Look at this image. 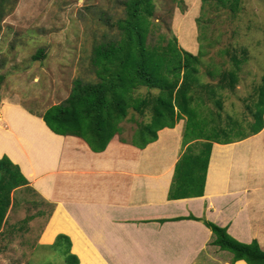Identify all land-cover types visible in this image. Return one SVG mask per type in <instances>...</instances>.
I'll use <instances>...</instances> for the list:
<instances>
[{"label": "crops", "instance_id": "obj_1", "mask_svg": "<svg viewBox=\"0 0 264 264\" xmlns=\"http://www.w3.org/2000/svg\"><path fill=\"white\" fill-rule=\"evenodd\" d=\"M3 99L0 158L6 154L20 165L29 180L20 190L54 207L40 240L60 211L67 232L59 233L70 237L79 264L221 263L216 256L231 253L212 243L203 219L227 227L239 241L256 239L264 250V127L242 140L214 142L204 194L170 199L187 146L179 122L160 129L144 148L120 138L122 124L123 132L96 152L78 136L53 132L38 111Z\"/></svg>", "mask_w": 264, "mask_h": 264}, {"label": "rangeland", "instance_id": "obj_2", "mask_svg": "<svg viewBox=\"0 0 264 264\" xmlns=\"http://www.w3.org/2000/svg\"><path fill=\"white\" fill-rule=\"evenodd\" d=\"M125 2L0 0V75L4 76L0 104L2 98H8L43 113L48 107L66 100L75 79L98 81L93 63L94 48L100 43L121 38L117 21L126 16ZM155 5L149 44L165 45L174 36L177 45L184 50L196 55L202 49L204 63L222 57L218 64L227 67H233L228 60L229 54L221 56L220 50H232L239 57H243L242 48L247 50V59L238 70L236 87L220 92L224 101L223 117L232 115L239 124L242 122L241 128L249 131L247 123L253 119V113L247 108L248 97L264 75V0H241L235 11L214 0H205L204 3L202 0H155ZM39 50L43 53L36 57ZM201 68L202 82L211 81L206 66ZM148 89L140 86L134 93L145 96ZM150 91L156 95L159 90L153 88ZM207 105L215 108L211 101ZM209 117L210 123L225 126L217 115ZM151 119V111L147 108L142 117L131 107L129 118L121 123L126 133L120 138H131L133 142L136 131ZM187 120L188 116L178 121L183 128V144L193 145L197 141L199 148L191 151L201 153L199 149L204 140L194 139L202 134L193 135L189 130L190 137L186 138ZM134 140L141 142L139 137ZM187 146L177 162L190 151ZM13 197L14 206L9 210L7 224L3 231L0 229V264H65V256L59 250L61 247L53 248L52 243H48L57 233L67 232L65 217L57 211L42 236L47 242L44 243L40 236L54 207L24 189L15 190Z\"/></svg>", "mask_w": 264, "mask_h": 264}, {"label": "trees", "instance_id": "obj_3", "mask_svg": "<svg viewBox=\"0 0 264 264\" xmlns=\"http://www.w3.org/2000/svg\"><path fill=\"white\" fill-rule=\"evenodd\" d=\"M214 1L229 5L235 11L241 0ZM125 4L126 16L117 21V28L122 32L121 38L100 43L94 48L93 63L99 80L83 82L80 78L75 79L66 100L48 107L39 115L56 134L78 136L96 152L105 150L111 139L123 132L121 123L129 118L131 107L142 117L146 108L151 111L152 119L143 123L133 136L132 143L140 148L156 141L160 129L173 128L179 120L188 116L186 138L190 137L189 130L193 135L202 134L196 136L199 138L193 137L196 138L194 140H204L199 149L202 152H192L199 148L197 141L187 146L190 151L183 154L175 166L169 198L202 196L214 142L231 143L263 129L264 75L261 83L253 88V94L248 97L247 108L253 113V119L247 123L249 131H245L240 127L242 122L239 124L232 115L226 114L223 117L221 111L224 101L220 91L236 87L238 70L247 59V50L242 48L243 57L229 49L220 50L221 56L229 54L228 60L233 67H227L218 64L222 62V57L204 63L202 49L196 55L184 50L177 45L174 36L165 45L149 44L155 0H126ZM42 53L39 50L36 57ZM201 66H206L211 81L202 82ZM3 79L4 76L0 75V88ZM140 86L149 88L147 95H135V90ZM153 88L159 90L156 95L150 91ZM209 101L215 104L216 109L207 105ZM209 115H217L225 126L213 124V121L210 123ZM135 137H139L141 142H136ZM122 140L127 141L124 138ZM28 184L29 180L20 165L6 154L0 158V229L13 204V193L21 187L29 188ZM203 221L214 233L212 243L231 253L227 257L226 254L216 256L221 261L218 264L235 263L238 260L248 264H264V250L256 239L251 242L239 241L225 226L205 219ZM50 246L61 247L59 250L65 256V264L80 263L79 257L71 252L72 241L68 235L58 234Z\"/></svg>", "mask_w": 264, "mask_h": 264}, {"label": "clouds", "instance_id": "obj_4", "mask_svg": "<svg viewBox=\"0 0 264 264\" xmlns=\"http://www.w3.org/2000/svg\"><path fill=\"white\" fill-rule=\"evenodd\" d=\"M56 238V237H55Z\"/></svg>", "mask_w": 264, "mask_h": 264}]
</instances>
